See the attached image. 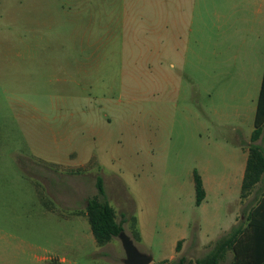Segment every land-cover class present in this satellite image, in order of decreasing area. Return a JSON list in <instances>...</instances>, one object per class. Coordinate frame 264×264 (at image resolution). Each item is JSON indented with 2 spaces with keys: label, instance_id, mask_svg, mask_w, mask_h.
Here are the masks:
<instances>
[{
  "label": "rangeland",
  "instance_id": "rangeland-1",
  "mask_svg": "<svg viewBox=\"0 0 264 264\" xmlns=\"http://www.w3.org/2000/svg\"><path fill=\"white\" fill-rule=\"evenodd\" d=\"M161 7V0H0V264H44L53 254L55 264H125L120 238L98 245L83 216L98 177L150 264L176 255L173 240L182 234L210 240H184L169 264L207 256L256 205L264 181L240 201L241 183L224 163L238 137L224 125L230 109L208 73L212 24L184 63L153 46ZM248 133L249 124L240 139ZM195 170L207 192L201 206ZM233 260L229 249L220 264Z\"/></svg>",
  "mask_w": 264,
  "mask_h": 264
},
{
  "label": "crops",
  "instance_id": "crops-1",
  "mask_svg": "<svg viewBox=\"0 0 264 264\" xmlns=\"http://www.w3.org/2000/svg\"><path fill=\"white\" fill-rule=\"evenodd\" d=\"M161 4V32L153 46L158 47L159 52L165 55L173 52L179 54L184 59V63H191L185 54L195 52V48L206 37L205 28L208 27V22L212 24L214 36L210 40L207 36L208 73L214 81L220 99L230 109V112L223 113L226 120L224 125L230 127L231 132L238 137L235 141L229 142L233 152L224 160V163L230 168L228 178L237 184L241 183L242 187L259 106L264 111V0H161ZM169 4L170 9L166 7ZM209 19L210 21H207ZM147 45L151 47L148 42ZM248 124V135L240 139L239 133ZM261 135H264V125ZM257 143L264 149L261 142ZM263 181L264 174L255 186ZM203 184L205 185L204 180ZM260 188L263 189L261 186L257 191H260ZM263 193L264 189L258 200ZM243 198L245 197H241L240 193V201ZM205 199L198 206L203 205ZM235 213L232 215L231 222ZM242 214L243 225H246L249 212L242 210ZM83 216L87 218L86 208ZM133 218L137 221L135 216H131V220ZM187 226L188 223L184 222L183 227H175L174 230L182 232ZM230 227L226 228L223 234ZM139 234L141 240V233ZM192 236L196 237L195 242L199 244H203L206 239L210 240L201 233L195 236L182 234L181 237L173 240L172 246L176 255L169 259L164 258L160 263L173 261L179 253H184L186 245L184 240L191 239ZM140 240L137 241L138 244ZM179 241H181V247L177 251ZM195 242H190V245H195ZM53 256L55 254L44 257V264H47L49 260L55 264L54 261L57 259ZM199 258L201 257L197 259ZM61 261L64 262L67 259L63 257Z\"/></svg>",
  "mask_w": 264,
  "mask_h": 264
},
{
  "label": "trees",
  "instance_id": "trees-1",
  "mask_svg": "<svg viewBox=\"0 0 264 264\" xmlns=\"http://www.w3.org/2000/svg\"><path fill=\"white\" fill-rule=\"evenodd\" d=\"M264 125V111L259 106L255 126L249 145V156L245 176L241 187V197H246L251 189L258 183L264 174V149L256 141L262 134ZM196 193V205H200L206 197L203 180L198 171L194 173ZM97 194L88 198L86 215L91 225L93 235L99 245L106 244L124 231L122 221H117L115 209L106 198V193L101 177L96 181ZM132 235L140 240L139 231L136 228V219H132ZM181 241L177 243V251L180 250ZM231 249L234 252L233 264H264V193L251 208L246 225L233 227L226 235L220 237L213 249L203 258H199L192 264H219L226 252ZM169 264L168 261L160 264ZM171 264H186V258L180 257Z\"/></svg>",
  "mask_w": 264,
  "mask_h": 264
},
{
  "label": "water",
  "instance_id": "water-1",
  "mask_svg": "<svg viewBox=\"0 0 264 264\" xmlns=\"http://www.w3.org/2000/svg\"><path fill=\"white\" fill-rule=\"evenodd\" d=\"M122 246L126 253L125 264H150L153 256L139 250L133 239L124 231L119 234Z\"/></svg>",
  "mask_w": 264,
  "mask_h": 264
}]
</instances>
